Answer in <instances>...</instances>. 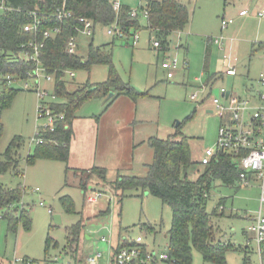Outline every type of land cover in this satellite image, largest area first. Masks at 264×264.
<instances>
[{
    "label": "rangeland",
    "instance_id": "rangeland-1",
    "mask_svg": "<svg viewBox=\"0 0 264 264\" xmlns=\"http://www.w3.org/2000/svg\"><path fill=\"white\" fill-rule=\"evenodd\" d=\"M119 1L139 14L138 44L134 45L133 39L114 38L108 34V26L97 24L93 36L80 35L76 52L86 58L90 44L105 46L112 54L113 67L122 81L138 92L148 94L139 97L135 105L130 99L123 98L126 106H113L112 102L106 106L108 96L89 99L76 113V150L68 163L39 159L29 165L27 158L37 148L35 137L47 120L39 117L40 100L35 89H24V81L14 85L19 90L18 94L10 107L0 112L5 126L0 153L4 154L14 137H21L18 155L22 174L8 172L0 175V183L22 189L19 204L29 210L31 227L28 229L20 222L17 232L11 233L0 210V264H6L15 257L36 260L58 257L64 262L74 261L71 256L67 258L62 254L67 246L66 227L79 221L85 224L78 251V259L85 260L84 264L88 257L98 253L103 255L99 264H107L110 245L118 244L121 228L131 240L143 236L149 244L155 242L156 248L164 249L168 245L166 235L171 227V208L141 189L127 191L118 198L114 184L120 176L126 175V169L131 168V174L135 176H146L145 164L152 162L148 138L167 139L177 132L179 125L183 135L190 139L193 161L199 163L205 150L216 148L220 118L208 111L214 106L213 99L220 97V89L233 90L246 97L245 88L251 84L260 86L259 79L264 75V18H256L254 13L264 9V0H180L189 7L191 22L184 31L171 35L165 50L155 49L156 35L146 29L148 23L142 11L144 1ZM245 8L251 15L244 24L238 14ZM231 18L235 23L223 31L222 20ZM131 34L134 35V31ZM221 36L225 37L224 47L207 46L210 38ZM226 55L237 59L238 77H225L223 81H216L212 89L203 91L202 86L209 77L224 69ZM173 62H176V69L172 68ZM206 67L209 73L205 72ZM74 72L76 77L69 82L70 91L88 82H106L110 67L98 64L91 70ZM33 82L32 79L28 82L31 87ZM42 87L50 93L54 91V84L44 79ZM194 94L198 95L195 100L192 99ZM132 112L136 114V127H127L124 120ZM116 113L118 117L114 116ZM98 118H102L101 125ZM143 140L146 142L141 143ZM133 145H136L135 149ZM95 168L104 169L105 175L91 174ZM203 169L201 164L189 169L190 180L196 181ZM37 189L39 191H35ZM94 191H101L103 195L96 204H89L86 196ZM259 192L257 184L238 189L217 181L207 205L212 213L220 202H224V215H213L211 223L223 241L231 240L244 247L249 242L251 264H264L256 235L248 231L252 226L248 218L259 206ZM65 196L73 199L75 213L65 211L61 203ZM119 199L122 200L120 203ZM103 208H108L110 213L108 209L99 212ZM55 215L62 218L57 226ZM143 225H152L155 231L150 233ZM48 237L58 242V246L52 242L48 247ZM104 237L110 243L103 242ZM245 255L243 251H231L227 254V263L245 264ZM192 264L210 263H205L200 252L194 250Z\"/></svg>",
    "mask_w": 264,
    "mask_h": 264
},
{
    "label": "trees",
    "instance_id": "trees-1",
    "mask_svg": "<svg viewBox=\"0 0 264 264\" xmlns=\"http://www.w3.org/2000/svg\"><path fill=\"white\" fill-rule=\"evenodd\" d=\"M143 1L142 11L148 13L146 28L156 35L160 47L167 45L172 34L184 31L191 22L189 7L180 0ZM5 2L13 7V11L0 12V112L10 107L19 92L6 77L19 76L25 80L35 68L33 63L26 61L22 56L28 50L27 43L32 38L30 34L24 32V27L32 20L30 13L37 9L43 21L42 30L61 29L60 34L46 40L41 59L47 73L55 77V92L58 99L51 104V108L57 114H63L64 120L58 124L55 132L44 134V143L37 145L34 153L27 158V163L30 165L39 159L68 163L74 134L73 121L85 102L94 97H106L111 92L116 94L108 101L109 104L122 94L135 101L148 94L140 93L129 83L122 81L113 67L112 54L104 47L90 44L88 55L84 58L66 51L68 41L79 35L77 28L83 27L79 21L80 17L92 19L96 25L110 26L117 22L128 35H131V31L135 33L141 28L139 16L133 17L130 7L123 4L117 13L113 8V0H67L66 8L73 16L62 20L52 15H57L58 10L63 7V0H5ZM98 64L110 67L106 82L100 84L88 82L75 91L68 90L64 70H91L93 65ZM206 73H209L207 67ZM213 79L214 76H210L207 83L210 84ZM181 130L179 125L177 132L167 139L151 137L149 144L154 157L153 161L147 164V175L120 176L113 186L114 191L116 196L121 198L127 191L141 189L143 193L159 198L163 205L171 208V227L166 236L169 253L176 264H192L194 250L200 252L205 263L228 264L229 252L242 250L247 253V249L223 241L219 231L211 223L213 215H224V211L220 210L224 202H220L219 208L216 207L212 213L209 212L207 205L214 184L219 181L225 186L236 185L239 182L240 170L234 163V156L221 153L209 165L203 166V172L196 181L190 180L188 170L200 162L193 161L190 139L183 135ZM4 132L5 126L0 118V142ZM20 145L21 137L16 136L4 154L0 153V175L8 172L22 174L18 155ZM92 172L105 175L104 169L95 168ZM22 193L21 188L13 189L0 183V210L2 218L8 221L11 233L17 232L20 222L28 229L31 227L29 210L19 206ZM120 201L122 200L119 199V203ZM61 203L67 213H75L71 197H62ZM143 227L147 231H155L152 225ZM82 229L83 224L79 221L66 230L67 249L69 248L71 252H74V247L79 246ZM121 235H125L122 228ZM46 242L48 247L52 242L57 247V243L50 237Z\"/></svg>",
    "mask_w": 264,
    "mask_h": 264
},
{
    "label": "built area",
    "instance_id": "built-area-1",
    "mask_svg": "<svg viewBox=\"0 0 264 264\" xmlns=\"http://www.w3.org/2000/svg\"><path fill=\"white\" fill-rule=\"evenodd\" d=\"M63 7L58 10L57 16L59 19L71 18L73 13L66 8V1L63 0ZM121 2H113V8L118 13L121 10ZM13 11V7L6 4L5 0H0V12ZM147 17V11H143ZM248 10H242L241 16L248 15ZM133 17H138L137 11L131 12ZM256 17L264 18V10L254 14ZM31 21L25 25L24 32L32 37L27 43L28 50L22 56L23 59L35 65L33 71L28 74L27 79H22L19 76H7L6 79L13 85L24 81V89L34 90L37 92L40 100L38 113L39 117L47 120V124L40 127L35 137L36 143H44V134L53 133L56 131L58 124L64 120L63 114H57L51 104L56 102L57 96L55 90L50 93L42 87L43 79L48 83L55 84L53 74H48L42 62V51L45 48L46 40L61 33L60 28L42 30L43 21L41 13L36 9L30 13ZM82 28H77L79 35L84 34L93 36L96 30V24L92 19L80 17ZM233 19H223L222 28L226 29ZM108 34L119 39H133V44L137 45L139 41L138 33L128 35L117 22L108 26ZM78 35V36H79ZM78 36L70 38L66 46V51L69 54H77ZM42 37V38H41ZM215 43H221L222 38L209 39ZM155 48H160L158 41L154 42ZM172 68H176V62L172 63ZM57 72H55L56 74ZM65 78H74L73 70L63 71ZM227 75L236 76L235 67H229L225 72ZM172 77V74H168ZM34 80V86L29 85V80ZM261 84L264 85V75L261 76ZM204 89L210 88L209 84L202 86ZM229 93V95H228ZM228 95V97H227ZM198 95L194 94L192 99H197ZM214 113L222 120L218 130V139L215 149H207L204 151L200 160L202 166L209 165L221 153H228L234 156V163L240 170L239 185L243 188H248L257 184L260 190L259 208L253 219V224L250 231L255 233L259 251L261 253L262 245L264 244V92H259L255 103L251 100L242 99L236 94H231L226 88L220 89V97L213 99ZM103 193L94 191L90 196H86V202L95 204L102 197ZM43 205V204H41ZM223 210V207L220 208ZM103 238V241H106ZM155 242L153 245L146 242L143 236H139L136 240H131L124 235L116 251L113 250L112 259L109 264H176L174 258L169 253L168 246L164 249L156 248ZM102 254L98 253L94 257H88L89 264H98ZM11 264H72L70 262L63 263L59 258L35 260L31 258L15 257Z\"/></svg>",
    "mask_w": 264,
    "mask_h": 264
},
{
    "label": "crops",
    "instance_id": "crops-1",
    "mask_svg": "<svg viewBox=\"0 0 264 264\" xmlns=\"http://www.w3.org/2000/svg\"><path fill=\"white\" fill-rule=\"evenodd\" d=\"M115 1H119V0H113V2H115ZM122 4V3H121ZM246 10H248L247 8H245ZM245 9H242V10H245ZM241 10V11H242ZM264 10V9H263ZM240 11V12H241ZM249 11V10H248ZM240 12H239V14H238V17H240L241 19H243L244 21H243V23L245 24V23H247V21L249 20L248 19V17L251 15L250 14V11H249V14L248 15H245V16H241L240 15ZM258 12V11H257ZM257 12H255L254 14H256ZM256 17V16H255ZM256 18H259V17H256ZM232 19V18H231ZM259 19H263V18H259ZM235 23V21H233V23H231L230 25H233ZM229 25V26H230ZM222 26V25H221ZM229 26L226 28V29H228L229 28ZM147 29V28H146ZM222 30L224 31L225 29H223L222 28ZM182 32V31H181ZM136 33H138V32H136ZM177 33H180V32H177ZM81 35V34H80ZM80 35L78 36V38H80ZM219 38H222V42L219 44V43H215L214 41H210V42H208V47H211V46H217L218 48L220 47V48H222V47H224V45H225V37H223V36H221V37H219ZM127 41H130V39H126ZM114 41H115V39H114ZM114 41H113V43H114ZM90 46V45H89ZM104 47V49L106 50V48H105V46H103ZM156 50H165V47L164 46H162V47H160V48H155ZM107 51V50H106ZM108 53H111V52H109V51H107ZM224 62H225V67H224V69L222 70V71H218L217 73H215L214 75H212V76H214V79H213V81L209 84V87H211V88H213V86H214V83L216 82V81H223L224 80V78L225 77H232V78H235V77H238V64H237V59H235V60H233V58H232V56L231 55H226L225 56V60H224ZM229 67H235L236 68V71H237V75L236 76H230V75H227L225 72H226V70L227 69H229ZM176 69V68H175ZM206 72V71H205ZM262 76V75H261ZM75 77H76V75H75ZM75 77L74 78H68V80H67V83H68V85H67V88L69 87V82L71 81V79H75ZM169 77V76H168ZM109 78V77H108ZM169 78H171V77H169ZM260 80H261V77H260V79H259V85L260 86H258V85H253V84H251L250 86H248L247 88H245V94H246V97H242L241 95H239V94H237V93H234V91L233 90H228L231 94H236L237 96H239V97H241L242 99H247V100H251L253 103H255V101H256V98H257V95H258V93L261 91V92H264V85H262L261 84V82H260ZM209 83V82H208ZM208 83H206V85L208 84ZM257 86V87H256ZM80 87V86H79ZM78 87V88H79ZM54 90H55V84H54ZM68 90H69V88H68ZM70 91V90H69ZM115 93V92H114ZM116 94V93H115ZM228 95H229V93H228ZM228 95H227V97H228ZM115 96V95H114ZM113 96V97H114ZM112 97V98H113ZM123 98H128V99H130L133 103H134V105L135 104H137V102H138V100L137 101H135V100H133L132 98H130L129 96H127V95H125V94H122V95H119L118 97H116V99L114 100V101H112V105L114 106V105H117V104H119V105H122V106H126V101L125 100H123ZM58 99V98H57ZM57 99H56V101H57ZM108 101H110V99H108V97H107V102H106V106L108 105ZM110 104V105H111ZM109 105V106H110ZM108 106V107H109ZM209 113H213V114H215L214 113V106H213V108L211 109V110H209L208 111ZM136 114H134L133 115V112H132V114H130L129 113V116H128V113H127V118L124 120L125 121V123L128 125L127 127H130V126H133V127H136L135 126V121H137L136 120V116H135ZM114 116L115 117H118V114L116 113V115L114 114ZM80 118H82V117H80ZM86 119H87V117H85ZM220 118V117H219ZM79 119V118H78ZM90 119H92L93 120V117H89V120ZM99 119V118H98ZM76 120H77V116H76V118H75V120L73 121V126H72V128H73V139H72V142H71V145H70V154H69V158L70 157H72V155H73V153L75 152V150H76V146H75V143H76ZM88 120V121H89ZM100 121H99V125H101V123H102V118L101 119H99ZM221 122H222V120L220 119V125H221ZM101 127V126H100ZM219 128H220V126H219ZM125 130H127V129H125ZM219 130V129H218ZM148 139H150V138H148ZM147 139V140H148ZM144 142H146L145 140H143L141 143H144ZM38 145V144H37ZM151 147V146H150ZM133 148L135 149L136 148V145H133ZM152 149V148H151ZM151 156H152V161H153V157H154V152H153V149H152V153H151ZM121 160V159H120ZM54 161V160H53ZM147 164H149V163H147ZM147 164H145V166H146V168H147ZM85 171H89V170H85ZM90 172V171H89ZM91 174H93V172H90ZM125 174V173H124ZM126 175H133V174H131V168L130 169H126ZM98 176H100L101 177V175H98ZM256 185V184H255ZM84 186V185H83ZM233 187H236V188H243V187H241L240 185H239V182H237L236 183V185H234ZM251 187H253V186H251ZM23 189L25 190L26 189V187L24 186L23 187ZM257 189H258V192L260 191L259 190V187H258V185H257ZM35 191H39V189H37V190H35ZM101 192V191H100ZM259 197H260V192H259V196H258V198H257V202H258V204H259ZM98 202V201H97ZM42 204V203H41ZM96 204V203H95ZM19 206H20V204H19ZM22 206H23V204H22ZM21 206V207H22ZM41 206H43V205H41ZM23 207H25V206H23ZM258 208H259V206H258ZM108 208H106V209H102V211H99V212H103V211H106ZM224 209H225V206L223 205V211H224ZM109 210V209H108ZM222 211V210H221ZM257 211H258V209H257ZM257 211L256 212H254V213H252L250 216H249V220H250V223L251 224H253V219H254V217H255V215H256V213H257ZM76 212V211H75ZM99 212H96L95 214H98ZM50 213H53L52 211H50ZM109 213H110V210H109ZM109 213L107 214V215H109ZM93 215V214H92ZM106 215V216H107ZM246 215H248V214H246ZM55 216H59L60 218H61V216L60 215H55ZM55 216H54V219H55ZM61 222H62V218H61ZM82 224H83V229H84V227H85V224L82 222V221H80ZM58 224L56 223V226H57ZM72 226V225H71ZM54 226L52 225L51 226V228H53ZM70 226H68V227H66V230H67V228H69ZM83 229H82V232H83ZM248 231L249 232H251L250 231V228H248ZM150 233H152V232H150ZM81 235H82V233H81ZM123 238V236L121 235L120 236V233H119V236H118V244L121 242V240H122V238ZM105 238V237H104ZM107 239V238H106ZM66 240H67V231H66ZM53 241H55V240H53ZM102 241H103V238H102ZM103 242H108V243H110V240H106V241H103ZM228 242H230V243H233L231 240L230 241H228ZM55 243H57V246H58V242H56L55 241ZM118 244L116 245V246H114V247H112L111 245H110V258H109V261H108V263L107 264H109V262L111 261V259H112V253H113V250L118 246ZM233 244H235V243H233ZM236 245V244H235ZM238 246H240V245H238ZM241 248H243V249H247V253H246V255H245V257H244V259H245V264H251V260H250V256L248 255L249 254V252H250V246H249V242L246 244V246L244 247V246H240ZM78 251H79V246L77 247V248H75L74 247V252H71L70 251V249L68 248L67 249V246H66V250H64L63 251V254H62V256H64V257H69V256H71L72 258H74V261L73 260H68V261H66V262H64V261H62L61 259V262H63V263H68V262H70V263H72V264H84V262H85V260H82V259H78V257H79V253H78ZM242 251V250H241ZM259 253H260V251H259ZM73 254V255H72ZM78 255V256H76L75 257V255ZM260 256H261V258H263V252H262V249H261V253H260ZM56 258H58V257H56ZM103 258V255L101 256V259ZM76 259V260H75ZM13 260V259H12ZM12 260L11 261H7L8 263H6V264H11V262H12ZM36 260V259H35ZM99 262H100V260H99ZM86 264H89L88 263V258L86 259ZM99 264V263H98Z\"/></svg>",
    "mask_w": 264,
    "mask_h": 264
},
{
    "label": "water",
    "instance_id": "water-1",
    "mask_svg": "<svg viewBox=\"0 0 264 264\" xmlns=\"http://www.w3.org/2000/svg\"><path fill=\"white\" fill-rule=\"evenodd\" d=\"M115 95L114 92H111L109 95H108V99H111L113 96ZM55 222L57 224H60L61 223V218L59 216H55Z\"/></svg>",
    "mask_w": 264,
    "mask_h": 264
}]
</instances>
